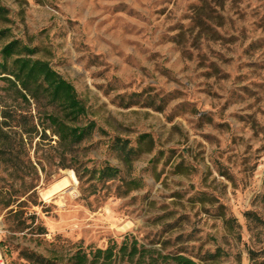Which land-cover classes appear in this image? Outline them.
Listing matches in <instances>:
<instances>
[{
    "label": "rangeland",
    "instance_id": "1",
    "mask_svg": "<svg viewBox=\"0 0 264 264\" xmlns=\"http://www.w3.org/2000/svg\"><path fill=\"white\" fill-rule=\"evenodd\" d=\"M0 4V28L72 83L87 108L80 123L94 122L71 150L49 131L0 148L7 264H71L80 248L124 240L145 258L264 264V0ZM1 100L33 116L48 108ZM122 142L137 151L129 163ZM106 165L119 178L90 176Z\"/></svg>",
    "mask_w": 264,
    "mask_h": 264
},
{
    "label": "trees",
    "instance_id": "2",
    "mask_svg": "<svg viewBox=\"0 0 264 264\" xmlns=\"http://www.w3.org/2000/svg\"><path fill=\"white\" fill-rule=\"evenodd\" d=\"M6 13L7 10L0 4V18L5 19ZM36 49L18 39H11L9 30L0 28V81L4 91L0 96L3 99L1 102L11 98L16 103L30 105V100H33L38 105L44 100L48 105L47 109L38 111L37 116H33L29 110L18 109L15 104L8 109L4 105L0 110V148H6L10 152L16 145L25 142L24 136L29 142L36 135L44 140L47 137L46 132L49 131L56 136L57 146L71 150L91 135L94 122L80 123L87 114L85 103L78 97L72 83L63 78L47 61L33 57ZM119 153L129 163L131 156L137 151L128 146L127 142H122ZM61 166L66 167L67 164L62 163ZM89 172L97 180L119 178V169L110 165L94 168ZM78 176L81 179L82 176ZM9 205L6 203V207ZM9 213L19 218L23 216V212L19 211L10 210ZM247 215H252L253 219L261 222L255 214ZM24 222L23 219L22 226L16 227L17 231L27 227ZM3 245L0 242L4 257ZM143 250L136 240L130 245L124 240L119 246L113 243L104 249L86 251L80 248L70 257V261L71 264H197L191 258L178 253L158 252L156 257L145 258ZM221 255L222 251L217 248L214 253H208L206 258L216 260Z\"/></svg>",
    "mask_w": 264,
    "mask_h": 264
},
{
    "label": "bare ground",
    "instance_id": "3",
    "mask_svg": "<svg viewBox=\"0 0 264 264\" xmlns=\"http://www.w3.org/2000/svg\"><path fill=\"white\" fill-rule=\"evenodd\" d=\"M68 174H69V178L70 179H68L65 184H69L70 185V180L75 182V178H74V175H73V173L71 171H69Z\"/></svg>",
    "mask_w": 264,
    "mask_h": 264
},
{
    "label": "built area",
    "instance_id": "4",
    "mask_svg": "<svg viewBox=\"0 0 264 264\" xmlns=\"http://www.w3.org/2000/svg\"><path fill=\"white\" fill-rule=\"evenodd\" d=\"M0 264H7L4 260V257L2 256L1 250H0Z\"/></svg>",
    "mask_w": 264,
    "mask_h": 264
}]
</instances>
